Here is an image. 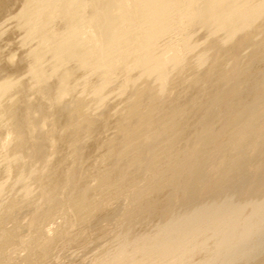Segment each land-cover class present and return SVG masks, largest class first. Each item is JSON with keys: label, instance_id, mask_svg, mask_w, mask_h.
<instances>
[{"label": "bare ground", "instance_id": "bare-ground-1", "mask_svg": "<svg viewBox=\"0 0 264 264\" xmlns=\"http://www.w3.org/2000/svg\"><path fill=\"white\" fill-rule=\"evenodd\" d=\"M0 264H264V0H0Z\"/></svg>", "mask_w": 264, "mask_h": 264}]
</instances>
